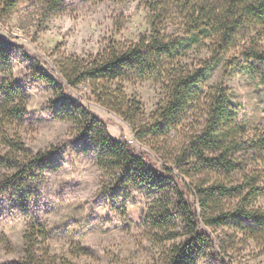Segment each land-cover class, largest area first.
<instances>
[{
    "label": "rangeland",
    "instance_id": "1",
    "mask_svg": "<svg viewBox=\"0 0 264 264\" xmlns=\"http://www.w3.org/2000/svg\"><path fill=\"white\" fill-rule=\"evenodd\" d=\"M11 1L0 0V37L13 44L7 54L0 53V89L4 81L19 87L27 96V114L22 125L7 127L9 141L19 149L0 137V264L28 258V233L35 264H169L172 247L188 237L172 216L165 227L158 223L165 200L177 193L171 175L136 186L120 171L101 166L96 140L84 133L82 110L41 79L48 63L55 67L65 57L96 56L111 41H137L150 30L147 0H66L63 11H50L45 0H17V12L6 15L2 4ZM189 56L199 57L196 52ZM226 59L231 69L228 61L222 62L201 97L224 83L238 122L253 139L258 128L264 129V67L258 64L253 71L238 53ZM122 86L130 100L142 104L149 123L165 97L162 86L135 79ZM73 92L78 104L105 121L111 136L149 152L160 170L172 169L196 194L191 153L183 152L191 132L206 122L205 114L190 110L185 122L166 136H136L137 130L100 105L88 85ZM40 153L47 154L45 161H38ZM255 170L264 184V164H254L250 156L230 178L238 182L242 172ZM218 178L210 173L205 182ZM227 202L234 212L239 199ZM255 206L264 209V197ZM239 224L233 218L225 226L203 224L219 257L207 249L198 264H264V234L253 239Z\"/></svg>",
    "mask_w": 264,
    "mask_h": 264
},
{
    "label": "trees",
    "instance_id": "2",
    "mask_svg": "<svg viewBox=\"0 0 264 264\" xmlns=\"http://www.w3.org/2000/svg\"><path fill=\"white\" fill-rule=\"evenodd\" d=\"M65 1L45 0L44 5L50 11H63ZM18 3L4 2L3 13H16ZM147 6L150 30L137 41H111L96 56L65 57L55 67L48 63V72L41 79L60 88L71 104L82 110L84 133L91 132L96 140L101 166L120 171L136 186L148 184L150 177L171 175L177 193L165 200L158 223L165 227L172 216L188 237L172 247L169 264H198L207 249L212 257H219L214 238L203 224L225 226L233 218L253 239L264 234V209L255 206L264 197L258 170L242 172L238 182L230 178L249 156L254 164H264V129L258 128L255 138H248V129L238 122L224 83L201 97V89L222 62L228 61L231 69V60L226 59L231 53L244 57L245 65L253 71L258 64L264 67V0H147ZM10 46L13 44L0 37V53L7 54ZM191 52L199 55L197 60L190 59ZM127 79L162 86L165 97L149 123L142 104L125 94L122 81ZM261 82L264 84L263 74ZM80 85H88L100 105L137 130L136 136H166L185 122L190 110L205 114L206 122L191 132L188 150L183 152L191 153L196 194L181 175L166 167L160 170L149 152L137 150L127 139L111 136L104 120L73 99V89ZM26 114V94L4 81L0 89V137L12 149L21 146L9 141L7 127L22 125ZM46 156L38 154V161H45ZM210 173L219 177L212 184L205 182ZM236 198L239 204L232 212L227 201ZM171 208L173 212H169ZM25 239L28 258L19 264H35L32 235L28 233Z\"/></svg>",
    "mask_w": 264,
    "mask_h": 264
}]
</instances>
